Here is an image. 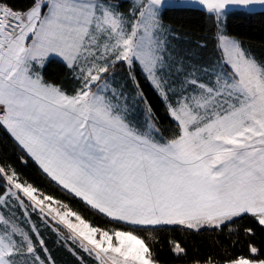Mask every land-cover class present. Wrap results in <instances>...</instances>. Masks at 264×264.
I'll return each instance as SVG.
<instances>
[{"label": "snow or ice", "instance_id": "snow-or-ice-1", "mask_svg": "<svg viewBox=\"0 0 264 264\" xmlns=\"http://www.w3.org/2000/svg\"><path fill=\"white\" fill-rule=\"evenodd\" d=\"M197 7L214 17L208 63L175 53L164 19ZM230 9L264 14V0H0V129L17 153L0 150V264H57L49 230L73 264H163L160 233L176 229L246 242L190 264H264V59L225 33ZM53 61L65 83L46 78ZM30 163L49 189L20 170Z\"/></svg>", "mask_w": 264, "mask_h": 264}, {"label": "trees", "instance_id": "trees-1", "mask_svg": "<svg viewBox=\"0 0 264 264\" xmlns=\"http://www.w3.org/2000/svg\"><path fill=\"white\" fill-rule=\"evenodd\" d=\"M14 7H21L23 0H9ZM127 8V4H125ZM165 23L174 29L173 38L170 42L175 47L176 53L188 54L199 53L196 57L201 63L213 61L218 53L215 51V28L213 20L209 19L207 14L200 8L165 9ZM224 31L230 37L242 42L243 46L248 49L257 59H264V14L257 13L254 15L240 14L237 11L229 10L224 21ZM207 45L206 47L197 48L196 45ZM46 78L57 83H65V70L56 61H53L46 73ZM117 86L125 85V90L129 94V100L135 103L136 90L133 84L128 80L126 73L117 69L115 76ZM140 88L143 89L147 102L151 104L153 111L160 118L161 127L171 126V121L166 117L164 106L159 97L153 92L149 84L140 78ZM144 104L141 102L136 107L137 118H143ZM0 150L15 161L17 155L14 150L12 141L8 134L0 129ZM29 179L35 180L41 187L49 189V185L44 181L35 170L31 163L27 168H21ZM103 226V221H96ZM242 223L247 224L245 220ZM161 238L165 241V246L160 251V259L163 264H190V258H203L209 254L223 258L226 255L237 256L246 254V242L243 238L232 246V241L237 240L236 236L229 238L226 234L221 235L213 232L184 233L179 229L174 231H163L160 233ZM258 239V238H257ZM176 240L185 246L188 250V257L181 259L174 258L168 251L167 241Z\"/></svg>", "mask_w": 264, "mask_h": 264}, {"label": "rangeland", "instance_id": "rangeland-1", "mask_svg": "<svg viewBox=\"0 0 264 264\" xmlns=\"http://www.w3.org/2000/svg\"><path fill=\"white\" fill-rule=\"evenodd\" d=\"M172 47V46H171ZM172 49L176 53V49L173 46ZM217 57V56H216ZM215 60V59H214ZM143 113V111H142ZM19 216V214H17ZM33 220H37L38 218L33 215ZM44 237L48 241V247L51 249L53 256L55 257L57 264H73V258L66 251V247H60L56 240V235L52 233L50 230L44 232Z\"/></svg>", "mask_w": 264, "mask_h": 264}, {"label": "water", "instance_id": "water-1", "mask_svg": "<svg viewBox=\"0 0 264 264\" xmlns=\"http://www.w3.org/2000/svg\"><path fill=\"white\" fill-rule=\"evenodd\" d=\"M198 8V7H197ZM231 10V9H230Z\"/></svg>", "mask_w": 264, "mask_h": 264}]
</instances>
